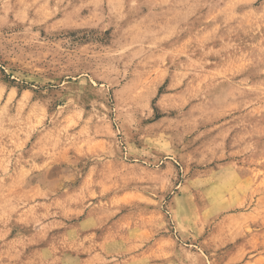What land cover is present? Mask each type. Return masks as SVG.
Here are the masks:
<instances>
[{
    "label": "rangeland",
    "instance_id": "obj_1",
    "mask_svg": "<svg viewBox=\"0 0 264 264\" xmlns=\"http://www.w3.org/2000/svg\"><path fill=\"white\" fill-rule=\"evenodd\" d=\"M0 264H264V0H0Z\"/></svg>",
    "mask_w": 264,
    "mask_h": 264
}]
</instances>
